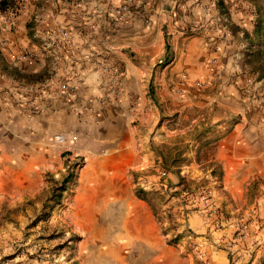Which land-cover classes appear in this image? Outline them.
Instances as JSON below:
<instances>
[{"label": "crops", "instance_id": "crops-1", "mask_svg": "<svg viewBox=\"0 0 264 264\" xmlns=\"http://www.w3.org/2000/svg\"><path fill=\"white\" fill-rule=\"evenodd\" d=\"M222 1L228 12L219 16L210 14L215 0H0V164L23 153L27 167H45L60 160L62 148L80 160L77 199L97 176L116 184L103 199L120 198L117 185L128 188L131 173L155 156L146 141L159 115L142 106L141 89L153 84L159 96L178 101L179 76L195 77L213 44L215 67L205 73H219L222 91L212 99L236 110L246 84L236 60L253 32L245 11L253 5ZM256 124L244 117L219 143L227 188L251 168L264 172V131ZM61 132L77 140L48 142Z\"/></svg>", "mask_w": 264, "mask_h": 264}, {"label": "rangeland", "instance_id": "rangeland-1", "mask_svg": "<svg viewBox=\"0 0 264 264\" xmlns=\"http://www.w3.org/2000/svg\"><path fill=\"white\" fill-rule=\"evenodd\" d=\"M247 2L253 32L236 60L246 79L236 110L212 99L222 91L219 73H205L215 67L213 44L196 76H179L171 89L178 101L153 84L141 89L142 106L159 115L146 141L155 156L131 173L128 188L117 185L120 198L103 199L116 184L97 176L77 199L80 160L62 148L45 167H27L23 153L0 164V264H221L215 253L227 264H264V172L251 168L227 188L217 150L244 117L264 131V77L255 69H264V0ZM213 6L210 14L228 12L222 0ZM257 50L255 63L248 54Z\"/></svg>", "mask_w": 264, "mask_h": 264}, {"label": "built area", "instance_id": "built-area-1", "mask_svg": "<svg viewBox=\"0 0 264 264\" xmlns=\"http://www.w3.org/2000/svg\"><path fill=\"white\" fill-rule=\"evenodd\" d=\"M128 10L127 4L123 3L118 9V13L122 16ZM46 87L41 88L45 91L51 87V85L46 84ZM53 142L58 145H66L67 143H74L77 140V136L73 133H55L52 135Z\"/></svg>", "mask_w": 264, "mask_h": 264}, {"label": "trees", "instance_id": "trees-1", "mask_svg": "<svg viewBox=\"0 0 264 264\" xmlns=\"http://www.w3.org/2000/svg\"><path fill=\"white\" fill-rule=\"evenodd\" d=\"M166 47L168 49V44H166ZM255 63H257L256 61H258V57H259V51H252L251 53L248 54ZM255 69L258 71V77L262 78L264 77V69H263V65L258 64L255 66Z\"/></svg>", "mask_w": 264, "mask_h": 264}]
</instances>
